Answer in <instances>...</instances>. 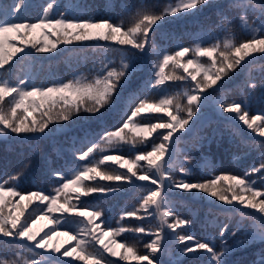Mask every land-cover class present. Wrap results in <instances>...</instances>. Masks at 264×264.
<instances>
[{"label": "snow or ice", "instance_id": "snow-or-ice-1", "mask_svg": "<svg viewBox=\"0 0 264 264\" xmlns=\"http://www.w3.org/2000/svg\"><path fill=\"white\" fill-rule=\"evenodd\" d=\"M257 92L264 0H0V143L18 166L0 178V264H264ZM36 172L54 187L26 191ZM126 191L141 195L113 226L95 202Z\"/></svg>", "mask_w": 264, "mask_h": 264}, {"label": "rangeland", "instance_id": "rangeland-1", "mask_svg": "<svg viewBox=\"0 0 264 264\" xmlns=\"http://www.w3.org/2000/svg\"><path fill=\"white\" fill-rule=\"evenodd\" d=\"M98 57H93L94 60H96ZM186 59V58H185ZM90 64L92 61H89ZM59 71L63 72L64 68L63 66H60ZM173 88L169 89V91H172ZM178 90V89H177ZM238 94V93H237ZM237 94L229 95L228 99L229 102L232 100H240L244 97H238ZM248 95H251L253 98L251 100V108H253V112L251 114L255 113H261L264 112V101H261L259 99V93H249ZM0 178H6L5 172L12 173L17 170V165L15 163H12L9 167H5L4 159H5V146L0 143ZM212 158L217 160L218 162H221L223 165L224 170H230L234 173H241L244 170L243 165H238L233 159H232V153L229 151H222L221 153H217L215 151V146H213V152H212ZM17 158L15 156L9 155L10 161H15ZM22 187L26 191H34L38 187H43L48 190H51L54 187L53 179H42L40 177V174L38 172L34 173L32 176H29L27 179L22 180ZM141 195V193H133V192H124L119 196L110 197L104 201L95 202L99 204V207L102 208L105 211V215L111 220L113 226L117 225V222L119 221V217L121 213L127 208L131 209L134 205L138 202V196ZM82 199H88L91 200V198H83ZM26 203V201H25ZM181 215H187L186 212H181ZM46 221H41L37 227H41L43 224H45ZM99 223V221H97ZM126 223L134 224V220L126 221ZM155 223V221H153ZM51 226V225H50ZM47 230V229H45ZM66 229H61V231H65ZM198 237L203 236V233L200 230L199 225H196L193 229ZM179 231V229H178ZM126 239L130 244H136L138 248H143V245L149 241V238L146 236H143L141 234H134V233H125L123 237H117V240H123ZM57 240L63 244L66 240H68V237L60 236L57 238ZM53 243H56L54 240ZM75 241H72L71 244H74ZM71 244L66 246H71ZM246 255L243 252H237L233 259H236L238 257ZM116 259V258H114ZM188 261V264H197L196 260L191 257V255L187 258H185ZM128 264H136L135 261L128 262Z\"/></svg>", "mask_w": 264, "mask_h": 264}, {"label": "trees", "instance_id": "trees-1", "mask_svg": "<svg viewBox=\"0 0 264 264\" xmlns=\"http://www.w3.org/2000/svg\"><path fill=\"white\" fill-rule=\"evenodd\" d=\"M32 2H33V3H40V2H42V0H32ZM95 2H97V3H101V2H103V0H95ZM154 2H155V0H154ZM158 2L161 3V4H163V3H168V2H170V0H158ZM172 2H174V0H172ZM172 28H174L173 25H169V26H168V30H171ZM182 43H184L185 45H188V44L191 43V41H190L189 39H185V40L182 41ZM170 50H171V49H170ZM98 59H99V57H98L96 60H98ZM89 64H90V62H89ZM169 83H172V82H169ZM172 91H173V92H174V91H177V88L173 87ZM237 95H238L239 98L242 97V96H240L239 94H237ZM251 110H252V112H253L254 109L251 108ZM252 112H251V113H252ZM255 114H258V113H255ZM0 153H1V150H0Z\"/></svg>", "mask_w": 264, "mask_h": 264}]
</instances>
